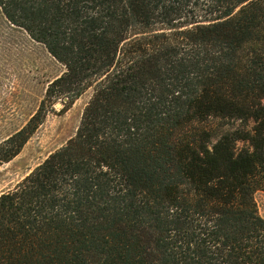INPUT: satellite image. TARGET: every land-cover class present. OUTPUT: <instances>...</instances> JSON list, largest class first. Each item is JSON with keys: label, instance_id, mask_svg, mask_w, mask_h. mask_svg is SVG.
I'll return each instance as SVG.
<instances>
[{"label": "trees", "instance_id": "1", "mask_svg": "<svg viewBox=\"0 0 264 264\" xmlns=\"http://www.w3.org/2000/svg\"><path fill=\"white\" fill-rule=\"evenodd\" d=\"M0 9L64 66L0 163L46 102L93 88L74 136L0 194V264H264V0Z\"/></svg>", "mask_w": 264, "mask_h": 264}, {"label": "rangeland", "instance_id": "2", "mask_svg": "<svg viewBox=\"0 0 264 264\" xmlns=\"http://www.w3.org/2000/svg\"><path fill=\"white\" fill-rule=\"evenodd\" d=\"M64 71L45 47L10 23L0 9V143L20 129L38 109L48 84ZM93 88L65 107L66 97L45 103L46 115L18 154L0 163V194L12 189L50 153L74 136ZM242 143H240L241 145ZM254 200L264 218V191Z\"/></svg>", "mask_w": 264, "mask_h": 264}]
</instances>
